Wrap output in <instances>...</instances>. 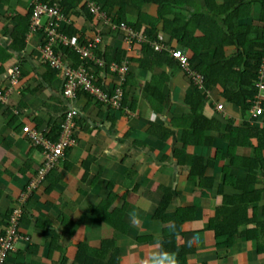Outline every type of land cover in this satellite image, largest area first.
<instances>
[{"label":"crops","instance_id":"obj_1","mask_svg":"<svg viewBox=\"0 0 264 264\" xmlns=\"http://www.w3.org/2000/svg\"><path fill=\"white\" fill-rule=\"evenodd\" d=\"M31 1L0 0V48L2 56L7 55L0 62V88H8L11 68L21 64L19 93L12 91L9 105H0V233L15 214L17 232L28 239L17 243L5 264H144L161 245L176 256L184 247V264H264V178L244 187L248 169L243 163L254 158L258 141L249 140L247 146L241 138L236 145L224 135L230 124L264 130V115L253 111L254 102L264 101V88L243 113L220 95L219 86L198 89L174 64L157 61L154 55L142 60L140 44L127 49L122 34L67 3L75 8L69 16L79 42L81 36L102 37L99 83L112 93L117 78L109 65L127 59L129 69L120 109L85 97L73 104L80 111L75 145L42 177L44 149L22 130L56 128L70 105L62 97L61 73L41 60L40 33L27 30L22 50L10 46L17 20L28 15ZM140 4V9L127 6L121 23L135 24L141 12L156 15V6ZM118 10L108 14L116 17ZM259 11L253 4L250 15L234 18L233 26L248 25L259 38ZM157 28L166 41L169 37L160 25ZM170 45L177 47L176 42ZM213 51L211 47L206 53ZM235 53L234 47H224L225 56ZM262 65L264 58L258 70ZM195 88L205 94L202 115L220 122L219 129L194 132L184 100ZM219 104L222 112L216 109ZM166 196L168 203L161 210ZM177 210L183 211L182 235L176 236L174 247L169 242L163 246L172 238ZM231 211L242 227L227 246L210 226L212 220L224 224Z\"/></svg>","mask_w":264,"mask_h":264},{"label":"trees","instance_id":"obj_2","mask_svg":"<svg viewBox=\"0 0 264 264\" xmlns=\"http://www.w3.org/2000/svg\"><path fill=\"white\" fill-rule=\"evenodd\" d=\"M39 1L49 4H53L54 2L60 3L63 14L67 17V19H69V21L63 22L62 32L71 38H77L76 36L78 31L73 27L71 16H69L70 11L75 8L69 9L67 7V3L73 4L74 7L81 10V12L94 18V16L89 12V9L86 7V4L81 5V0ZM93 1L101 6L102 10L107 14L111 9L118 7V16L112 17L108 14V16L112 17L113 22H116L117 24L125 21L123 19L124 10L127 6L140 9L141 2L156 6L155 16L141 12L135 24L128 23L133 31L136 33L142 32L148 40L156 41L157 38L155 37L159 31L157 26L160 25L161 32L169 37L166 40V43L172 44L173 42H176V45L181 46L186 52L190 53L189 63L194 71L202 75L204 80L203 88L205 91H210L219 86L221 88L220 95L227 102L239 107L243 113L247 112L251 108L253 100H255L258 95V88L256 87V83L258 81V64H260L261 60L264 58V0ZM253 4H258L260 9L258 21L260 24L259 28H261V36L259 38L256 37L257 31L253 30L248 25L233 26L234 18L240 20L247 18L250 15L251 6ZM182 12H186L187 14H182ZM30 13L31 8L26 17L17 20L16 28L13 29L11 33L12 42L10 46L15 51L22 50L24 47L25 35L29 26ZM74 13L79 14V12H76L75 10ZM196 32L201 33V35L196 36ZM84 38V36H81L80 41ZM247 38L249 39L246 41ZM139 46L141 47L143 53L142 60H144L148 55H154L157 61L164 59V62L168 65L171 66L174 64L181 70L179 65L169 57L167 52H154L148 42H143ZM211 47L214 48L212 55L206 53V51H209ZM224 47H234L236 49V53L232 56H225ZM66 50L69 53V57L76 64H79V55L76 52L71 51V49L63 48V51ZM98 54L100 57L102 56L101 51ZM5 59H7V55L2 56V49L0 48V62H3ZM119 60L120 59L118 58L116 61ZM17 65L21 68L20 63H17ZM95 67L98 69L97 66ZM96 76L98 78L99 74L96 73ZM185 76L187 77V75ZM97 81L98 84L101 85V83H99V78ZM125 84L126 83L124 82L123 86H125ZM204 97L205 94H201L195 88L193 90V94L187 95L184 100L190 108L188 118L191 121L192 127H194L195 133L196 131L202 132L205 130L219 129L220 126V122H217L214 119H207L202 115ZM151 99L149 97L148 101L154 103V100L152 99V101ZM261 106L264 109V101L261 102ZM199 124L201 125L200 127H198ZM227 129L228 134L224 135L226 137L228 136L230 143L236 142V145H240V142L242 143L241 138H243V144L246 140L245 145L250 146L251 144L249 140L256 139L258 141V146L254 149V158L246 160L243 163L248 169V176L244 181V187L246 188L250 184L259 182L260 177L264 178V158L262 156L264 151V130L257 128H235L231 124ZM43 133H45V135L52 141L58 140V126ZM38 147L42 146L38 145ZM231 147L234 146L231 145ZM194 162H196V165L198 166V161H196V159ZM232 162H230V164H232ZM226 180L229 179L227 178ZM237 182L235 180L231 183L235 185ZM167 203L168 197L166 196L161 203V210L165 208ZM103 209L102 212H105ZM182 212L183 211L181 210H177L174 215L172 219V238L165 243L163 242V246L167 243L168 247L169 242L174 247L176 236L182 235L181 224L184 221V218L181 217ZM235 214L236 212H229V215L225 217L226 221L224 224H219L217 220H212V224L210 226V228L215 231L218 239H225V245L227 246L231 245V238L238 233L239 227H242L239 226L241 223L237 220ZM182 250H184V247L178 248V256H176L177 264H184L181 259L182 257L180 258L181 254H184ZM82 254L83 253L80 252L78 256L81 257ZM87 260L92 261L94 259L87 258ZM93 262L98 263L96 260Z\"/></svg>","mask_w":264,"mask_h":264},{"label":"built area","instance_id":"obj_3","mask_svg":"<svg viewBox=\"0 0 264 264\" xmlns=\"http://www.w3.org/2000/svg\"><path fill=\"white\" fill-rule=\"evenodd\" d=\"M82 4L89 9V12L97 21L108 27L112 32L123 35L128 45L134 43L148 42L155 52H167L187 75L190 83L202 89L204 80L201 74L194 71L189 63V57L181 46L174 47L169 45L159 36L156 41H150L142 32H135L126 23L116 24L93 0H81ZM31 13L29 17L28 34L40 33L42 35V44L40 46L41 60L44 61L52 70L62 75L63 89L62 97L70 105L63 113L62 119L57 122L58 140L52 141L45 133L38 129L25 126L24 134L36 146L43 147L44 165L40 169L42 177H46L66 156L67 152L75 145V132L77 130L80 111L73 104L80 97H85L95 103L109 109L118 110L121 107L122 87L125 77L128 74V60L123 62L112 63L109 65V72L116 76L117 81L114 85L113 92L106 90L103 85L98 84L96 76V67L103 68L104 59L99 56V47L102 43V37L98 35L95 38H84L79 42L77 38H71L62 32L63 22L69 21L62 12L60 3L53 4L42 3L39 0L31 1ZM63 48L71 49L79 55L80 63L76 64L70 57L69 53L63 51ZM95 65V66H94ZM20 66L14 65L10 70L9 86L6 89L0 88V105L8 106L10 93L18 92V84L21 77ZM258 81L256 87L264 88V65L257 70ZM217 111L222 112L224 106H216ZM253 111L255 115H264V109L260 102H254ZM16 215L9 218L8 225L4 233H0V264H5L6 260L17 251V243L26 241L17 232Z\"/></svg>","mask_w":264,"mask_h":264},{"label":"clouds","instance_id":"obj_4","mask_svg":"<svg viewBox=\"0 0 264 264\" xmlns=\"http://www.w3.org/2000/svg\"><path fill=\"white\" fill-rule=\"evenodd\" d=\"M144 264H177L176 254L164 250L161 245L158 250L149 254L145 259Z\"/></svg>","mask_w":264,"mask_h":264},{"label":"rangeland","instance_id":"obj_5","mask_svg":"<svg viewBox=\"0 0 264 264\" xmlns=\"http://www.w3.org/2000/svg\"><path fill=\"white\" fill-rule=\"evenodd\" d=\"M160 35H158V33H157V35H156V37L155 38H158Z\"/></svg>","mask_w":264,"mask_h":264}]
</instances>
